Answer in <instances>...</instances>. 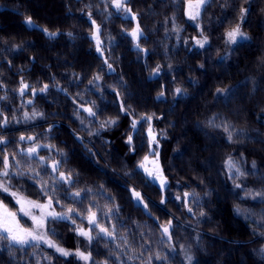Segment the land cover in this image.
Masks as SVG:
<instances>
[{
  "label": "trees",
  "instance_id": "obj_1",
  "mask_svg": "<svg viewBox=\"0 0 264 264\" xmlns=\"http://www.w3.org/2000/svg\"><path fill=\"white\" fill-rule=\"evenodd\" d=\"M110 2L0 0V133L36 137L0 150L10 173H24L0 179L26 200L47 203L43 187L57 212L72 208L75 223L50 224V238L91 257L0 240V264H189L187 255L192 264H264V0H211L196 25L187 19L189 0H128L132 14L121 10L111 21ZM242 8L251 39L226 54ZM124 14L143 31L139 48L128 36L107 45L110 25L125 32ZM201 36L208 46L192 48ZM109 119L116 123L101 127ZM37 146L44 161L27 154ZM53 161L71 173V187L54 179ZM149 162L165 186L145 173ZM0 201L32 226L12 195L0 191ZM77 229L91 230L92 241Z\"/></svg>",
  "mask_w": 264,
  "mask_h": 264
},
{
  "label": "snow or ice",
  "instance_id": "obj_2",
  "mask_svg": "<svg viewBox=\"0 0 264 264\" xmlns=\"http://www.w3.org/2000/svg\"><path fill=\"white\" fill-rule=\"evenodd\" d=\"M206 2L210 3L211 0H197L195 5H193L192 0H189V3H188V7L190 9L189 18L197 19V17L199 16V11H200L201 6L204 5ZM112 3H113V6L117 10H123L124 12L128 14H132L131 8L128 7V0H112ZM193 7H195L196 9L195 13L191 11ZM247 11L248 10L246 8L241 9V16H240L241 22H243V18L247 14ZM133 18H135L134 14H133ZM25 23L27 24L29 28L37 27V25H35L34 21L32 20L30 16L25 17ZM92 23L95 24V21L93 20ZM41 31H43L49 38H53L57 35V33L50 32L46 28L41 29ZM96 33H99V26L96 27ZM129 34L133 37L134 40H137V41L139 40L140 36L143 34V31L140 28L139 23H137L136 29ZM94 38L98 40V36L95 34H94ZM227 38H228V42L231 44H236L239 40L248 39L246 33L242 31L240 24H236L233 28H231V30L227 32ZM207 42H208L207 37H204L203 40H198L197 44H199L200 47H204V45ZM136 47L139 48V43H137ZM97 50L99 51V47L97 48ZM109 67H111V65H109ZM157 71H159L158 68H157ZM96 79H99V77H96ZM28 87L29 86L27 84H23V87L20 90L21 95H23L24 89H27ZM47 87L48 85H44L41 91H44L45 89H47ZM176 91L177 93H179L180 89H177ZM218 91L222 92L223 90H218ZM161 95H163V93H161ZM87 111H89L90 115H93V116L95 115V113L92 112L91 109H87ZM25 117L29 118L27 114H25ZM145 120L146 122H148L151 120V117L150 116L146 117ZM3 123L4 124L7 123V118H4ZM115 123H116V120L109 119L103 122L101 124V127H104L105 125H109V126L114 125ZM136 123H137L136 121H133L132 123L133 128L136 127ZM149 132L151 135V129H149ZM20 139L24 140L25 138L22 136L20 137ZM29 139H32V138L30 137ZM152 139L153 141H155V137H153ZM229 139H231V135H229ZM131 142H132V138L131 136H129L128 143L131 144ZM6 143L7 141L3 137H0V144H6ZM38 147L39 146L29 148L27 150V154L36 156V158L39 161H44L45 159L44 157L38 156ZM21 154H24L23 150ZM145 159H147V157ZM0 163H2L3 169H4L3 171H0V178L10 179L11 176L24 175L23 172H16V173L9 172V169L12 167V164L10 163L7 155L4 156L3 160L0 161ZM15 163L17 166L19 165V161H16ZM59 163H60L59 161H53L50 165V167L52 168V171L58 174L57 177H55L54 179H56L58 183H67L71 187L72 186L71 173L65 174L64 172L60 171ZM229 164L231 165V161H229ZM140 167L143 168V164H141ZM253 167H255V162H253ZM145 171L147 172V175L149 177L153 178V180L160 179L159 175L154 174L153 172H149L147 170ZM241 175H243V173H241ZM35 176L39 177L40 173L35 172ZM162 186H163V181H162ZM237 187H239V185H237ZM40 190L47 197L46 204L38 203L37 201H33V200H26L24 197L18 195L17 192H11L9 187L3 181V179H0V191L7 192L10 195H12L16 199L17 204L20 205L19 211L24 216L30 217L32 221L31 227L29 228L22 227L20 224V220L17 217V213L9 211L6 207L0 204V240H7L9 241L10 246L17 245L19 246L21 250L25 248L38 247L40 244H44V245H47V247L54 249L55 252L59 253L63 257L75 256L76 258L82 261L89 262L91 259L90 254H85V252L80 251L79 249H77L75 252H72L70 250H67L59 246L53 239L50 238V236L55 235V229L50 228L49 225L58 223L60 221H72V223H75V220L73 219V216H72V213L74 212V210L69 207L67 208L65 212L58 213V212L53 211L52 209L54 207V204H53L52 197L48 196V193L44 191L43 187H41ZM134 195L136 196L137 200H142V197L140 196L138 192H134ZM187 195L188 194L185 193V196ZM255 195H261V194L256 193ZM78 196H80L79 191L73 193L70 199H75V197H78ZM56 204H59L58 200L56 201ZM145 207H147V205H145ZM31 209H38L39 214L38 215L33 214ZM188 211L191 212L192 209L189 208ZM76 215H79V213H77ZM95 215L96 214L92 212L91 209H89V215L87 218L89 220V223H92L94 225H97V227H99V225L96 222ZM201 215H203V213H201ZM169 227H170V223L168 226H164L163 231L165 234H169ZM100 231L103 232L107 236L112 235V232H109L107 228L100 227ZM77 232L79 235L85 237L89 242L92 241L93 237L90 234L91 230L85 231L83 229H77ZM169 239H171L170 234H169ZM156 258L161 259L159 254H157ZM186 258L189 264H192V257L188 255ZM45 259H48V257H45ZM164 259H167V257H164Z\"/></svg>",
  "mask_w": 264,
  "mask_h": 264
},
{
  "label": "rangeland",
  "instance_id": "obj_3",
  "mask_svg": "<svg viewBox=\"0 0 264 264\" xmlns=\"http://www.w3.org/2000/svg\"><path fill=\"white\" fill-rule=\"evenodd\" d=\"M107 2H108V0H107ZM196 2H197V0H195V1H192V3H193V5H195L196 4ZM111 4H112V7H113V9H115L114 11H113V13L111 12V10L110 9H107V14H106V16H107V18L111 21V19H113V17H112V14L116 17H119L120 16V11L121 10H117L114 6H113V3H112V0H111V2H110ZM208 2H206L204 5H202L201 6V8H200V11H199V16L197 17V19H190L189 18V11H190V9H189V7H188V5H187V9H186V15H187V19L189 20V22L191 23V24H193V25H196L197 24V21H198V19L200 18V16H201V13H202V10H203V8H204V6L207 4ZM191 11L193 12V13H195V11H196V9H195V7H193L192 9H191ZM122 17V19H123V21H125V23H123V26H124V28L126 29L125 30V32L123 33V35L122 36H118L117 34H116V28L113 26V25H110V27H109V29H108V37H109V40L107 41V45L108 46H110V45H115L116 44V39H117V37H118V39H120V40H122V41H124L123 39H125V37L124 36H128L133 42H134V44H136L138 41L137 40H134L133 39V37L129 34V33H131L132 31H134L135 29H136V26H137V22L135 23V18H133V16H131V15H128V14H124V15H122L121 16ZM125 17H127V18H125ZM245 21H246V15L244 16V18H243V22H241V19H240V21H239V24L241 25V28H242V31L244 32V33H246L245 31H244V29H243V25H244V23H245ZM133 24V27H132V29H131V25ZM99 34L100 33H97V36H98V40L97 39H95V41H96V44H97V46L98 47H103V43H102V41L100 40V38H99ZM246 35H247V37H248V39H246V40H239L236 44H231V43H229L228 42V38H227V35H226V46H227V50H226V54H228L229 53V51L230 50H232L233 48H234V46L235 45H237L238 43H242V42H247V41H249L251 38H250V35L249 34H247L246 33ZM204 39V36H201V37H198V38H195L194 40H193V42H192V44H191V46H192V48H196V49H200V50H202V49H204V48H206L207 46H208V42L204 45V47H200L199 46V44H197V41L198 40H203ZM208 40V39H207ZM147 171H149V172H153L154 174H157V175H161V173H160V168H159V166H158V164L157 163H150L149 162V165L147 166V169H146ZM145 173H147L146 171H145ZM150 178H152V177H150ZM153 179V178H152ZM155 181H157L158 183H160V184H162V177L160 176V179H156ZM166 184H165V182L163 181V186H165ZM0 204H2L3 205V203L0 201ZM46 204V203H45ZM4 206V205H3ZM4 207H6V206H4ZM7 208V207H6ZM8 209V208H7ZM9 210V209H8ZM53 211H55V212H57L54 208L52 209ZM10 211V210H9ZM31 211L33 212V214H39V210L38 209H31ZM59 213V212H58ZM27 217V216H26ZM28 218V217H27ZM30 218V217H29ZM22 226V225H21ZM23 227V226H22ZM40 245H42V244H40ZM47 246V245H46ZM188 256V255H187ZM189 263V262H188Z\"/></svg>",
  "mask_w": 264,
  "mask_h": 264
},
{
  "label": "flooded vegetation",
  "instance_id": "obj_4",
  "mask_svg": "<svg viewBox=\"0 0 264 264\" xmlns=\"http://www.w3.org/2000/svg\"><path fill=\"white\" fill-rule=\"evenodd\" d=\"M13 132H16V130H13V131H10V132H6V133H0V137H3L5 140H8V144L7 145H4V144H2L1 146H0V150H2V148H5V147H7V146H9L12 142L14 143V142H16V141H18L19 143H21L22 145H24L25 143H28L26 140H27V138H29V137H31L32 135H26V134H24V133H21V134H19L18 136H15V135H13L12 137L11 136H9V134L10 133H13ZM24 137L25 139L24 140H21L20 139V137ZM22 150H23V153H24V150H25V148L24 147H21V149H20V152L22 153Z\"/></svg>",
  "mask_w": 264,
  "mask_h": 264
},
{
  "label": "water",
  "instance_id": "obj_5",
  "mask_svg": "<svg viewBox=\"0 0 264 264\" xmlns=\"http://www.w3.org/2000/svg\"><path fill=\"white\" fill-rule=\"evenodd\" d=\"M32 139H28V141L29 142H34L35 141V137L34 136H32L31 137ZM7 141V143L6 144H4V145H7L8 144V140H6ZM2 144H0V146H1Z\"/></svg>",
  "mask_w": 264,
  "mask_h": 264
}]
</instances>
